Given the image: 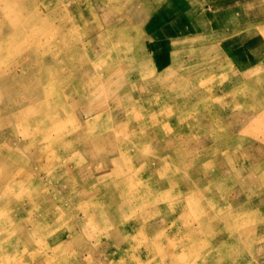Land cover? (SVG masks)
<instances>
[{
    "label": "rangeland",
    "instance_id": "1",
    "mask_svg": "<svg viewBox=\"0 0 264 264\" xmlns=\"http://www.w3.org/2000/svg\"><path fill=\"white\" fill-rule=\"evenodd\" d=\"M0 264H264V0H0Z\"/></svg>",
    "mask_w": 264,
    "mask_h": 264
},
{
    "label": "crops",
    "instance_id": "2",
    "mask_svg": "<svg viewBox=\"0 0 264 264\" xmlns=\"http://www.w3.org/2000/svg\"><path fill=\"white\" fill-rule=\"evenodd\" d=\"M18 23H15L16 25L19 24L18 28L15 29V26L16 25H13V28H14V34L13 36L10 38L11 41L10 42H13L17 39V37H21V36H24L26 35V30L23 26V22L21 21V19H18Z\"/></svg>",
    "mask_w": 264,
    "mask_h": 264
}]
</instances>
